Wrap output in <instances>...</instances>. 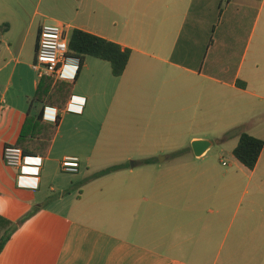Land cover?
Masks as SVG:
<instances>
[{"label": "crops", "instance_id": "obj_1", "mask_svg": "<svg viewBox=\"0 0 264 264\" xmlns=\"http://www.w3.org/2000/svg\"><path fill=\"white\" fill-rule=\"evenodd\" d=\"M45 24L129 49L122 75L86 57L65 109L33 101ZM262 130L264 0H0V264H264V149L251 170L232 155ZM228 134L227 163L194 155Z\"/></svg>", "mask_w": 264, "mask_h": 264}, {"label": "trees", "instance_id": "obj_2", "mask_svg": "<svg viewBox=\"0 0 264 264\" xmlns=\"http://www.w3.org/2000/svg\"><path fill=\"white\" fill-rule=\"evenodd\" d=\"M67 55L79 58L80 67L82 66L86 57H93L108 62L112 75L114 77H120L128 63L130 50L122 48L120 45L104 38L95 36L82 30L74 29L69 33ZM72 90L73 83L54 80L50 77H42L33 96V101L41 103L44 106L49 105L57 108L58 110H63L65 109L66 104L72 95ZM41 115L42 113L38 115L35 120L36 122L41 121ZM54 133L55 126H52L44 145L45 150H47ZM14 145L20 147L17 144ZM262 149H264V140L251 136L247 133H241L237 145L232 150V155L244 167L251 170L255 167ZM22 150L26 155L27 152L24 149ZM124 167L126 166H110L92 174L90 179L102 177L109 173L123 169ZM31 214L32 213H28L27 215L23 216V218L18 222L25 221ZM3 222L5 225L4 228H6V230L0 237V253L2 252L16 226L15 223L7 220H4Z\"/></svg>", "mask_w": 264, "mask_h": 264}, {"label": "built area", "instance_id": "obj_3", "mask_svg": "<svg viewBox=\"0 0 264 264\" xmlns=\"http://www.w3.org/2000/svg\"><path fill=\"white\" fill-rule=\"evenodd\" d=\"M69 32L65 26L45 24L41 26L37 39L36 59L32 69L40 78L50 77L54 80H64V70L75 73L80 67L77 57L68 56ZM2 159L6 166L21 168L25 159L22 149L14 144H5L2 149ZM63 172L75 173L79 168L77 157L66 156L60 162Z\"/></svg>", "mask_w": 264, "mask_h": 264}, {"label": "rangeland", "instance_id": "obj_4", "mask_svg": "<svg viewBox=\"0 0 264 264\" xmlns=\"http://www.w3.org/2000/svg\"><path fill=\"white\" fill-rule=\"evenodd\" d=\"M259 135H264V130L260 131L258 133ZM233 134H228V138L221 144H218L215 142V140H212V145L207 149L204 155L211 157V158H220L223 162L227 163L231 160V155L228 153L229 149L234 145L233 137H231ZM225 150V151H224ZM203 155V156H204ZM143 166L136 167V170L142 171ZM155 175L158 177V174L155 173ZM113 176V175H112ZM115 176V175H114ZM111 177V175L108 177H105V179H100L98 182H106V181H114L116 177ZM162 183V182H161ZM161 183H156V186H159ZM141 206H145L146 204L149 205V202H145L143 200H140Z\"/></svg>", "mask_w": 264, "mask_h": 264}, {"label": "water", "instance_id": "obj_5", "mask_svg": "<svg viewBox=\"0 0 264 264\" xmlns=\"http://www.w3.org/2000/svg\"><path fill=\"white\" fill-rule=\"evenodd\" d=\"M211 145V141L200 140L192 142L191 148L195 156H201L209 147H211Z\"/></svg>", "mask_w": 264, "mask_h": 264}, {"label": "snow or ice", "instance_id": "obj_6", "mask_svg": "<svg viewBox=\"0 0 264 264\" xmlns=\"http://www.w3.org/2000/svg\"><path fill=\"white\" fill-rule=\"evenodd\" d=\"M77 103H83V101H82V100H79V101H77ZM75 110H76V111H79L78 108H76Z\"/></svg>", "mask_w": 264, "mask_h": 264}]
</instances>
